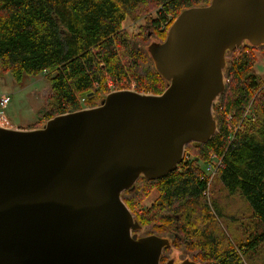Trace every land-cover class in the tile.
Masks as SVG:
<instances>
[{
	"label": "water",
	"instance_id": "95a60500",
	"mask_svg": "<svg viewBox=\"0 0 264 264\" xmlns=\"http://www.w3.org/2000/svg\"><path fill=\"white\" fill-rule=\"evenodd\" d=\"M245 43L264 44V0L185 8L146 46L160 94L114 89L39 128L0 126V264H199L160 263L168 238L138 235L121 192L211 138L226 53Z\"/></svg>",
	"mask_w": 264,
	"mask_h": 264
},
{
	"label": "trees",
	"instance_id": "16d2710c",
	"mask_svg": "<svg viewBox=\"0 0 264 264\" xmlns=\"http://www.w3.org/2000/svg\"><path fill=\"white\" fill-rule=\"evenodd\" d=\"M209 2L0 0V74L10 73L15 80L45 74L52 109L41 108L35 128L52 116L97 106L109 92L106 77L118 89H125L122 81L130 78L135 91L160 94L167 82L155 70L146 46L164 40L180 11ZM131 15L145 23L141 34L129 39L122 25ZM258 51L264 53V44L245 43L227 51L231 60L226 61L223 75L230 80L213 107L216 131L205 143L185 145L191 160L182 158L176 169L160 178L140 176L134 190L121 192L140 224L137 234L168 238L160 263L190 259L199 264H244V249L254 251L264 242V80L253 71ZM249 103L253 118L243 117ZM212 153L222 157L215 181L228 194L240 195L248 205L247 216L251 214L253 223L261 226L244 241L228 237L218 221L222 218L218 206L206 199L201 165ZM149 188L158 198L139 213L137 197H145Z\"/></svg>",
	"mask_w": 264,
	"mask_h": 264
},
{
	"label": "rangeland",
	"instance_id": "374dc122",
	"mask_svg": "<svg viewBox=\"0 0 264 264\" xmlns=\"http://www.w3.org/2000/svg\"><path fill=\"white\" fill-rule=\"evenodd\" d=\"M144 23L145 21L142 17L134 18L132 15L128 16L122 25V31L127 38H135L141 34ZM117 48L119 57L123 58L121 57V48ZM253 71L258 76V79L261 78L264 80V53L258 51L257 59L253 65ZM225 80V82H228L230 78L226 77ZM106 81L110 83V79L107 77ZM131 82H133V80L130 78L128 80H123L122 87L131 88ZM0 93H5L9 96L10 103L5 112L11 121V125L20 129L35 128L34 124L41 117V108L52 109V107H50L52 103L50 97L52 92L44 73L37 76L22 75L18 80H15L10 73L0 74ZM183 159L190 161L191 156L185 151ZM202 166L203 165H201V169ZM148 193L149 194L145 197H137L136 202L138 203L135 206L137 212L141 213L143 208L154 201L156 202L158 198L156 190L154 188H149ZM205 194L209 204L213 203L218 206L217 208L221 212L220 216L222 217L218 219V221L222 228L227 229L226 233L228 237H232L235 241H244L249 233L253 231L258 232L260 230V224L256 222L255 224L253 223L251 214L247 216L249 209L244 199L238 194H228L220 184L215 181L214 177L207 186ZM141 234L142 233H139L138 235ZM244 250L247 251L246 254L241 256L244 264H264V242L254 251L247 248Z\"/></svg>",
	"mask_w": 264,
	"mask_h": 264
},
{
	"label": "built area",
	"instance_id": "2783aa9c",
	"mask_svg": "<svg viewBox=\"0 0 264 264\" xmlns=\"http://www.w3.org/2000/svg\"><path fill=\"white\" fill-rule=\"evenodd\" d=\"M237 55H238V51L236 52L235 57ZM107 86H108L109 91L114 90V89H118V87H119V85H114L112 83H108ZM130 87L131 88H129V89L135 90L136 83L134 81L131 82ZM9 103H10L9 96L5 93H0V126L1 127H11L12 126L9 117L6 115V112H5ZM250 108H251V103H249L248 105L245 106V109L243 112V117H252L253 118L252 109H250ZM225 118H226V120L230 119L229 115H225ZM221 161H222L221 156L217 155L216 153H212L209 156L208 160L203 163L200 178L204 179L206 181L207 186L210 184V182L213 178V175H215L218 167L221 164ZM207 186H206V190H207Z\"/></svg>",
	"mask_w": 264,
	"mask_h": 264
}]
</instances>
